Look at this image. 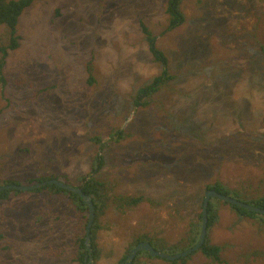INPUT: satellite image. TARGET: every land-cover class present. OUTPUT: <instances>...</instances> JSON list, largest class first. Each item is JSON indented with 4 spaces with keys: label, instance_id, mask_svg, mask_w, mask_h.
<instances>
[{
    "label": "rangeland",
    "instance_id": "374dc122",
    "mask_svg": "<svg viewBox=\"0 0 264 264\" xmlns=\"http://www.w3.org/2000/svg\"><path fill=\"white\" fill-rule=\"evenodd\" d=\"M167 1L33 0L0 68V180L58 173L75 185L93 175L113 197H144L126 211L111 200L99 214L95 264H120L145 233L175 244L199 221L207 184L264 194V0H183V24L164 31ZM140 18L173 75L145 106L134 95L162 67ZM7 31L0 25V45ZM216 203L209 241L224 262L195 251L185 264H264V214ZM87 217L46 190L0 199V264H77ZM175 260L142 253L131 264Z\"/></svg>",
    "mask_w": 264,
    "mask_h": 264
},
{
    "label": "trees",
    "instance_id": "16d2710c",
    "mask_svg": "<svg viewBox=\"0 0 264 264\" xmlns=\"http://www.w3.org/2000/svg\"><path fill=\"white\" fill-rule=\"evenodd\" d=\"M182 1L183 0H168L167 1L164 12L166 14V18L168 22L166 23L164 31H171L183 24L185 20V15L181 8ZM32 2L33 0H0V25L5 26L6 29L8 30L7 31V37H8L7 42L5 44L0 45V54H1L0 55V68L1 69L5 63V58L7 57L9 50L16 49L20 44L19 43L20 36L17 33L18 20L21 14L25 11L26 8H28L32 4ZM139 25H140V29L143 34L144 41L147 44L148 51L152 56V59L156 61L158 64H160V67H162L161 69L162 71L159 74L155 75L152 78V80H150L148 83L140 87L134 95L135 101L138 104L145 106L149 103L150 104L152 103L153 96L159 90H161V88L164 85H166L171 80V78H173V75H171L168 71L165 55L163 51L157 46L156 37L152 34L148 26L142 21V18H140L139 20ZM260 47L263 50L262 51V54H263L264 45L261 44ZM87 64L88 65L86 67V71L89 72V76L87 77L86 82L87 84H91L95 81V78L94 76H92L91 62L89 61ZM107 137L109 138L111 137V139L115 138L114 140H117V139L122 138L123 134L119 131L118 132L111 131L107 135ZM92 139L93 141L96 142L97 145L104 144L103 146H106V144L103 143L104 136L94 135ZM102 165H103V155L101 152H99V154L95 156V167L93 170L95 172L98 171L102 167ZM50 178H57L61 180L60 176H58V173H51L50 175L43 174L39 176L38 178H30L27 181V183L33 184L35 182L43 181L45 179H50ZM63 181L68 183V181L66 180H63ZM9 183L10 184L11 183L20 184V182L15 179L0 180V185L9 184ZM75 186H81L83 190L91 196L94 206H95V217H94L91 229H90L91 248L93 251V255H92L93 262L91 264H95V260L98 254V249L96 247L94 239H95V235H96V231L98 227L99 214L103 212V210L109 203H111V200L116 204V207L120 211H126V209H129L132 206H136L139 203H141L144 200V197L140 195L134 196V195H121V194L115 195L113 197L108 193V189L105 187L106 186L105 183L93 177V175H84V176L79 177L78 183L75 184ZM206 189H214L222 194L230 195L232 197H235L247 203H251L253 205L264 208V194L255 195V196H251L250 194H247V193L242 194L237 189L230 188L226 184L220 181H217L212 184H207L204 191ZM256 189L257 190L264 189V178L258 182ZM42 190H46L47 193L50 195L63 196L67 198L77 208V211L80 214H84L87 217V214H88L87 204L82 200L80 195H78L77 193H74L62 187H59L53 183L46 184L44 186L34 189L33 191H42ZM19 193H21V191L17 189H3L0 191V199H6L12 194H19ZM248 196L251 197L252 200L246 198ZM202 201H203V198H202ZM202 201H201V205H202ZM216 201H220V200L217 198H211L209 200L208 207H207V234H206L204 243L201 245V247L196 252H201L205 257L209 258L213 262L223 263L224 259L221 256L222 247L219 245L212 244L209 241L210 227L215 222V219L217 218V215H218ZM232 206L234 208V211L239 216H250V217L260 216V214L257 212H252L248 209L238 207L236 205H232ZM86 221L87 220H84L81 224V228L79 227V233H78V237L76 240L77 250L75 254V260L77 264H85V257L87 256V250H86L85 243H84L85 225H87ZM200 227H201V214H200L199 221L190 222L189 229L185 232V236L182 237L175 244L168 245L166 241L160 238L151 236L148 233H145L142 236L138 237L131 244V248L134 245H136L139 241H149L151 245L157 250L166 251V248H168L170 251L167 253H177V252L183 251L191 247L197 242L199 233H200ZM156 245H160L161 248L159 249L158 247H156ZM142 253L147 254L146 251H142ZM192 254L193 252L188 254L185 257L178 258L175 261H171V262H183L182 264H185V261ZM125 257L126 255L124 256V258Z\"/></svg>",
    "mask_w": 264,
    "mask_h": 264
},
{
    "label": "water",
    "instance_id": "95a60500",
    "mask_svg": "<svg viewBox=\"0 0 264 264\" xmlns=\"http://www.w3.org/2000/svg\"><path fill=\"white\" fill-rule=\"evenodd\" d=\"M53 183L59 187H62L64 189H67L69 191H72L74 193H77L80 195L82 200L87 204L88 207V217H87V225L85 227V238H84V243L85 247L87 250V256L85 257V264H91L93 257H92V248H91V236H90V229L93 224V220L95 217V206L93 203V200L89 194H87L81 186H74L72 184L66 183L63 180L57 179V178H50V179H45L43 181H39L34 184H15V183H9V184H4L0 185V191L3 189H17L20 191H29L33 190L36 188H39L41 186H44L46 184ZM211 198H217L221 201L230 203L232 205H237L239 207H243L245 209H248L252 212H257L264 214V208L259 207L256 205H253L251 203H247L245 201H242L240 199H237L235 197L229 196L222 194L214 189H206L201 205V227H200V233L197 242L192 245L191 247L177 252V253H167L161 250H157L154 248L149 241H139L133 248L129 251L126 260L122 264H131L134 256L136 255L137 252L139 251H146L150 256L153 257H160L164 258L167 260H175L181 257H185L188 254L197 251L201 245L204 243L205 238H206V233H207V207L209 200Z\"/></svg>",
    "mask_w": 264,
    "mask_h": 264
},
{
    "label": "flooded vegetation",
    "instance_id": "af4514ba",
    "mask_svg": "<svg viewBox=\"0 0 264 264\" xmlns=\"http://www.w3.org/2000/svg\"><path fill=\"white\" fill-rule=\"evenodd\" d=\"M134 246H135V245H134ZM132 248H133V247H132ZM132 248H131V249H132ZM131 249H130V250H131ZM130 250H129V251H130ZM141 253H142V251H139V252H137V253H136V255H135L134 259L132 260V263L138 259L139 255H140ZM146 253H147V252H146ZM92 255H93V253H92ZM148 256H150V255L148 254ZM92 257H93V256H92ZM126 257H127V255H126ZM126 257H125V258H124V259L121 261V263H120V264H122V263H124V262H125V260H126ZM136 258H137V259H136Z\"/></svg>",
    "mask_w": 264,
    "mask_h": 264
},
{
    "label": "bare ground",
    "instance_id": "6f19581e",
    "mask_svg": "<svg viewBox=\"0 0 264 264\" xmlns=\"http://www.w3.org/2000/svg\"><path fill=\"white\" fill-rule=\"evenodd\" d=\"M35 183H37V182H35ZM34 184V183H33ZM28 185H30V184H28ZM75 186V185H74ZM34 190V189H33ZM227 203V202H226ZM230 204V203H229ZM232 205V204H231ZM237 206V205H236ZM239 207V206H238ZM243 208V207H242ZM259 214H261V213H259ZM207 234V233H206ZM148 254V253H147ZM135 257V256H134ZM151 257H153V256H151ZM134 259V258H133ZM164 259V258H163Z\"/></svg>",
    "mask_w": 264,
    "mask_h": 264
}]
</instances>
